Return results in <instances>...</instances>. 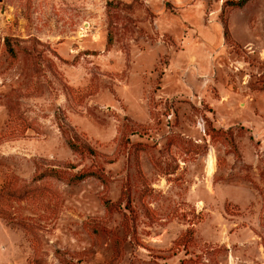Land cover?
Returning a JSON list of instances; mask_svg holds the SVG:
<instances>
[{
    "label": "rangeland",
    "instance_id": "1",
    "mask_svg": "<svg viewBox=\"0 0 264 264\" xmlns=\"http://www.w3.org/2000/svg\"><path fill=\"white\" fill-rule=\"evenodd\" d=\"M237 1L0 0V264H264V0Z\"/></svg>",
    "mask_w": 264,
    "mask_h": 264
},
{
    "label": "bare ground",
    "instance_id": "2",
    "mask_svg": "<svg viewBox=\"0 0 264 264\" xmlns=\"http://www.w3.org/2000/svg\"><path fill=\"white\" fill-rule=\"evenodd\" d=\"M213 158L211 156L208 157V162H207V170L209 173L213 171Z\"/></svg>",
    "mask_w": 264,
    "mask_h": 264
},
{
    "label": "trees",
    "instance_id": "3",
    "mask_svg": "<svg viewBox=\"0 0 264 264\" xmlns=\"http://www.w3.org/2000/svg\"><path fill=\"white\" fill-rule=\"evenodd\" d=\"M246 0H239L237 2H235L238 6L243 5L245 3Z\"/></svg>",
    "mask_w": 264,
    "mask_h": 264
}]
</instances>
